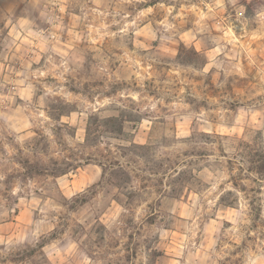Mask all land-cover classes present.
<instances>
[{"label": "clouds", "instance_id": "clouds-1", "mask_svg": "<svg viewBox=\"0 0 264 264\" xmlns=\"http://www.w3.org/2000/svg\"><path fill=\"white\" fill-rule=\"evenodd\" d=\"M0 264H264V0H0Z\"/></svg>", "mask_w": 264, "mask_h": 264}]
</instances>
